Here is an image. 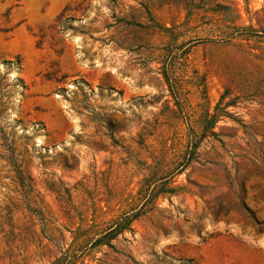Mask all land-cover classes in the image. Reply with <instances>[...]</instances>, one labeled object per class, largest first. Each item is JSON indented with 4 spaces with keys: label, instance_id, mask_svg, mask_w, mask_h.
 Wrapping results in <instances>:
<instances>
[{
    "label": "rangeland",
    "instance_id": "374dc122",
    "mask_svg": "<svg viewBox=\"0 0 264 264\" xmlns=\"http://www.w3.org/2000/svg\"><path fill=\"white\" fill-rule=\"evenodd\" d=\"M0 264H264V0H0Z\"/></svg>",
    "mask_w": 264,
    "mask_h": 264
},
{
    "label": "trees",
    "instance_id": "16d2710c",
    "mask_svg": "<svg viewBox=\"0 0 264 264\" xmlns=\"http://www.w3.org/2000/svg\"><path fill=\"white\" fill-rule=\"evenodd\" d=\"M131 221V217H128L126 215H124L121 219L116 220L112 225H110L108 227V231H106L104 234H102L101 236L104 237H110L111 235H113L115 232L119 231L120 229H123L124 227H126L129 222ZM99 238L96 239L94 241V243L98 242Z\"/></svg>",
    "mask_w": 264,
    "mask_h": 264
},
{
    "label": "bare ground",
    "instance_id": "6f19581e",
    "mask_svg": "<svg viewBox=\"0 0 264 264\" xmlns=\"http://www.w3.org/2000/svg\"><path fill=\"white\" fill-rule=\"evenodd\" d=\"M35 141H36L37 146H39L41 149H45V147L42 146L40 138H36Z\"/></svg>",
    "mask_w": 264,
    "mask_h": 264
}]
</instances>
